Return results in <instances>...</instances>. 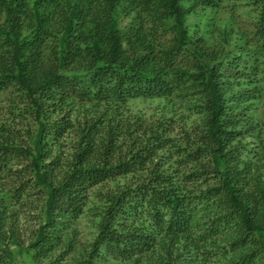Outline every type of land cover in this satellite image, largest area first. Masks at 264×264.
<instances>
[{
    "label": "trees",
    "instance_id": "16d2710c",
    "mask_svg": "<svg viewBox=\"0 0 264 264\" xmlns=\"http://www.w3.org/2000/svg\"><path fill=\"white\" fill-rule=\"evenodd\" d=\"M225 1L0 0V93L19 96L34 125L23 135L0 125V245L20 236L8 200L38 201L27 247L42 254L82 215L91 190L113 184L97 193L100 222L84 264L142 256L161 238L170 241L161 264H185L173 248L192 227L195 201L221 212L201 241L233 224L230 251L245 252L234 264L264 261V165L246 159L252 127L243 124L258 62L216 53L191 28ZM245 1L257 11L254 55L263 58L264 0ZM229 34L225 26L216 39L224 46ZM174 96L199 119L179 137L167 116L124 117L130 100ZM71 135L67 154L51 157ZM183 169L191 172L178 178ZM179 179L206 188L185 194ZM3 251L0 264H17Z\"/></svg>",
    "mask_w": 264,
    "mask_h": 264
},
{
    "label": "rangeland",
    "instance_id": "374dc122",
    "mask_svg": "<svg viewBox=\"0 0 264 264\" xmlns=\"http://www.w3.org/2000/svg\"><path fill=\"white\" fill-rule=\"evenodd\" d=\"M224 10L220 12L207 11L199 18L192 19L193 27L199 28V34L203 32L204 43L214 51L227 50L234 55H243L245 60L252 64V68L258 62L252 81L257 88L256 99L251 103V111L247 120L243 122L245 127H252L251 134L246 139L249 153L246 159H252L258 166L264 165V56L254 55L257 51L258 39L254 37L257 29V11L245 0H227ZM208 22V24H206ZM196 25V26H195ZM227 26L230 31L227 37L228 43L224 46L217 41V35L222 33ZM170 37L163 39L167 44ZM254 57L249 60V56ZM258 59V61H256ZM249 60V61H248ZM247 64V65H248ZM250 64V66H251ZM246 65V64H244ZM22 99L12 90L0 93V125L16 130L21 135L34 125L25 113ZM124 117L130 118V122L138 117L152 119L158 116H167L176 123L173 137H179L182 129H190L197 124L199 119L190 111L188 104L180 97L134 99L123 106ZM248 125V126H247ZM27 132V131H26ZM24 137V136H23ZM71 136L63 137L62 147L54 150L56 154H67L71 146ZM24 139H26L24 137ZM55 148V147H54ZM264 174V166L261 168ZM190 169H183L179 174L189 173ZM124 182L120 180L119 183ZM179 186L185 194H199L206 186L200 183H185L179 179ZM113 188V184L91 190L88 203L82 215L69 223L68 229L62 231L60 238L54 241V245L48 252L36 253L29 249V239L40 222V205L36 199L24 196L20 201H7V212L12 213L15 230L19 233L17 241L8 240L2 243L0 256L5 257L4 249L12 254L17 264H84L88 259L92 244L98 232L100 216L98 209L102 205L97 193L101 190ZM192 215V227L183 237L175 240L174 253L180 254V263L185 264H234L245 255L244 250L230 251V244L236 240L238 228L231 224L219 228L212 236L200 240V235L205 227L210 225L213 219L220 217L218 204L195 201ZM219 216V217H218ZM172 243V242H171ZM170 244L166 238H161L153 250L142 256H135L128 260H118L105 254L95 257L93 264H161L165 259V248ZM222 248V249H221ZM230 251V252H229ZM243 254V255H241ZM254 264H264L257 260Z\"/></svg>",
    "mask_w": 264,
    "mask_h": 264
}]
</instances>
